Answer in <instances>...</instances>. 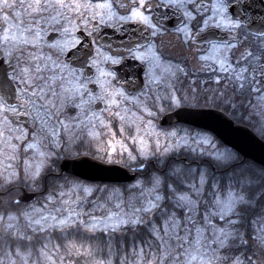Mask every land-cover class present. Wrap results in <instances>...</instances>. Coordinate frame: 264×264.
I'll use <instances>...</instances> for the list:
<instances>
[{"label": "snow or ice", "instance_id": "6c2138e0", "mask_svg": "<svg viewBox=\"0 0 264 264\" xmlns=\"http://www.w3.org/2000/svg\"><path fill=\"white\" fill-rule=\"evenodd\" d=\"M0 9L11 10L0 26V246L8 264H29L34 252L37 264H55L52 249L71 264L93 254L79 251L83 240L103 243L117 264H264V167L203 133L142 138L143 117L128 118L132 107L153 117L167 101L168 109L255 119L264 136V28L248 30L242 0H0ZM105 28L118 44L104 42ZM167 36L179 60L165 52ZM128 61L142 66L139 85L127 78ZM106 118L120 122L116 132ZM126 131L131 149L102 140ZM81 148L106 163L124 157L146 179L120 190L64 175L61 162L67 167ZM41 184L53 211L24 210L17 193Z\"/></svg>", "mask_w": 264, "mask_h": 264}, {"label": "water", "instance_id": "95a60500", "mask_svg": "<svg viewBox=\"0 0 264 264\" xmlns=\"http://www.w3.org/2000/svg\"><path fill=\"white\" fill-rule=\"evenodd\" d=\"M0 26L3 21L0 18ZM125 70L127 78L139 85L144 80L142 66L138 61L127 62ZM132 73H136L133 75ZM97 105V110L102 108ZM210 115L200 114L208 113ZM27 118H22L25 122ZM184 124L189 127L212 133L222 144L235 151L245 160H250L264 167V140H262L250 128L243 125H235V122L226 114L210 109L181 108L176 109L160 117V128H170ZM61 162V168L67 175L79 178L83 181L101 184H127L136 181L138 173L116 164H107L90 156H81L67 162ZM37 198V194L24 192L19 198L21 203L30 204Z\"/></svg>", "mask_w": 264, "mask_h": 264}, {"label": "rangeland", "instance_id": "374dc122", "mask_svg": "<svg viewBox=\"0 0 264 264\" xmlns=\"http://www.w3.org/2000/svg\"><path fill=\"white\" fill-rule=\"evenodd\" d=\"M17 3H19V0H16ZM16 11H22V9H19L17 8ZM5 14H9L11 15V10H8V9H0V18L2 19V17L5 15ZM164 104H167V101L164 102ZM129 107H131L129 105ZM167 106L165 105V108ZM153 111L155 112V109H153ZM167 111L165 110L164 112H160V113H156L155 116L153 117H149L147 115L146 112L144 113H141L139 111H137V109L135 107H132L131 108V112L128 113V118L129 120H133L136 118V116H142L144 121H145V124L142 125V127L144 128V133H142V138H147V136L145 135V133L147 135H151L153 132H162V131H167V130H187V132L191 133L193 136L196 135V133H203L205 135H208V136H211L213 137L215 140H216V146L217 148H219L220 150H224L225 148L226 149H229L230 151L234 152L233 150H231L230 148H227V147H224V146H221L220 145V142L217 140V138L210 132H206V131H202V130H191L190 128L188 127H182V126H174V127H171V128H160V126L158 125V120L160 119V117L165 114ZM133 113H135V116L133 115ZM27 118V117H26ZM148 120H151L152 121V126L149 127L147 125V121ZM106 123H113L114 126L112 127L111 131L112 132H116L115 129H117L119 126H120V122L118 120L116 121H111L110 119H107L105 120ZM24 122L21 121V124H23ZM255 129L259 132L258 130V125L257 127H255ZM105 133H107L109 130L108 129H104L103 130ZM133 133H134V127H133ZM117 134L119 135V137H117ZM184 131H180V135H184ZM128 135L127 131L124 133V134H120V133H116L115 137H111L109 135H104L102 137V140H108L111 144L112 147H115L117 152H120L121 150V145L120 143H118V141H123L124 142V145L126 147H128L129 149L133 148L134 146L132 145L131 141L130 140H127L125 139V137ZM161 143H163V140L161 141ZM88 151H95V148H93L92 150H89L87 148H84ZM109 154L111 157L115 158V153H112L111 152V147L109 148ZM97 156L99 157H102L103 156V153H97L96 154ZM125 157H126V154H125ZM121 162H123L124 160V157H121L120 158ZM115 163V162H113ZM117 164V163H115ZM136 181L132 182V183H135ZM84 183L85 185H93V184H89V183H85V182H82ZM130 184V183H129ZM110 189H113V188H110ZM115 189H120V188H115ZM120 190H123V189H120ZM47 197V196H46ZM47 205V207H46ZM111 206V205H110ZM33 208L35 209H41L43 210V212L45 214H47L48 211H53V206L51 204H48L47 200L46 199H43L42 203H31L30 205L26 206L24 208V210H28V211H32ZM21 223H23V221H21ZM53 243V242H52ZM52 245L49 244V248H51ZM50 255H52V259L55 261V264H61V261H63V264H70V262H68L67 259H64L63 256H62V252H60L59 254L56 253V250L55 249H52V252L50 253ZM107 260H99V259H96V260H93L91 261L90 264H97V262H106ZM112 262L113 264H115V261L112 259ZM0 264H8L5 256H4V248L2 246H0ZM29 264H37V256L35 254V252L33 253L31 259L29 260ZM40 264H45V262L43 261V258H40Z\"/></svg>", "mask_w": 264, "mask_h": 264}, {"label": "trees", "instance_id": "16d2710c", "mask_svg": "<svg viewBox=\"0 0 264 264\" xmlns=\"http://www.w3.org/2000/svg\"><path fill=\"white\" fill-rule=\"evenodd\" d=\"M167 106V104H165ZM172 109H168L166 107V111L169 112L171 111ZM230 117H232L231 113H227ZM233 118V117H232ZM234 120V118H233ZM236 124H240L239 121H235ZM185 127V126H183ZM252 130H254L258 136L264 140V136H261L260 133L253 127V126H249ZM191 130H194L192 128H190ZM116 130V129H115ZM118 133V132H117ZM117 137H119V135L117 134ZM221 145V144H220ZM223 146V145H221ZM80 152L82 153V155L80 156H83V155H87L92 158H96L102 162H104L103 159H101L99 156H97L96 154H94L95 151H88L84 148H81L80 149ZM241 157V156H240ZM241 159L247 164V165H251L253 166L254 168H256L257 170H259L261 168V166L259 165H255V163L249 161V160H245L241 157ZM106 163V162H105ZM123 167H126L128 168L124 162H120V163H117ZM135 165H133L134 167ZM129 169V168H128ZM64 175L66 176H69L70 178H73V179H76V180H79L77 178H74L70 175H67L64 173ZM140 180H144L146 179L145 176H140L139 175V178ZM80 182H83L81 180H79ZM62 182V181H61ZM87 183V182H85ZM132 184V183H131ZM131 184H119V185H116V184H93V185H99L101 188H120V189H124L125 187L131 185ZM24 192H33V193H36L37 194V199L33 202V203H42L43 199L46 198V196H48V191L45 190V185L44 184H41L40 186H33L31 188H22L19 190V192L17 193L16 195V198H19V196H21ZM257 195H259V193H257ZM22 205V208L24 209L26 206H28L29 204H24V203H21ZM53 243H57V241L55 240V238H53L52 240ZM83 243V247H79V242H78V248H79V251L81 253H87L88 249L91 248L92 249V252L93 254L91 256L89 255H80V256H76V257H73L72 260H71V264H90L91 261L93 260H96V259H99V260H108L109 258L113 259L115 261V264H117V261H118V256L113 254L111 257L109 256V253H108V250L107 248L105 247V245L103 243H100L99 241H96V240H83L82 241ZM39 247V245H38ZM62 252V256L64 259H67L68 262H69V259L65 256V254L63 253V250L61 249Z\"/></svg>", "mask_w": 264, "mask_h": 264}, {"label": "flooded vegetation", "instance_id": "af4514ba", "mask_svg": "<svg viewBox=\"0 0 264 264\" xmlns=\"http://www.w3.org/2000/svg\"><path fill=\"white\" fill-rule=\"evenodd\" d=\"M124 2H128V0H124ZM244 5V12H246L245 19L248 20L250 18V27L249 31L255 33L259 31L261 28H264V0H242ZM158 12H166L168 9H158ZM126 28H135L137 25H125ZM101 35L105 36V41H111L113 45L118 44L119 41L116 38V34L113 33L111 28H105L101 31ZM127 39V36H125ZM164 50L167 54H170L176 58V60L180 59V48L175 39L172 36H167L164 38ZM129 62V61H128ZM175 62V61H174ZM145 79V73L144 77ZM203 78V76H201ZM191 79H196V76H192ZM91 87V86H90ZM98 90V89H97ZM103 106V105H102ZM195 108V107H193ZM241 123V122H240ZM247 126H253V124L258 125L257 120H253L250 124L247 121L241 123Z\"/></svg>", "mask_w": 264, "mask_h": 264}]
</instances>
